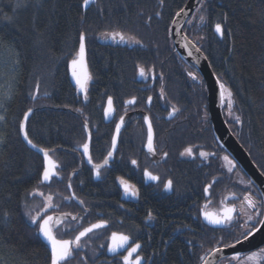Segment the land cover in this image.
<instances>
[{"label":"trees","instance_id":"obj_1","mask_svg":"<svg viewBox=\"0 0 264 264\" xmlns=\"http://www.w3.org/2000/svg\"><path fill=\"white\" fill-rule=\"evenodd\" d=\"M187 2L96 0L84 9L82 0H28L27 6L16 12L14 23L9 24L3 15H13L17 0H0V115L5 118L0 121V138L4 140L0 143V214L4 209L11 213L7 224L0 223V257L8 264H48V246L25 213L32 214L42 201L41 196L29 193L48 192L54 184L61 189L52 190L54 195L72 191L92 210L91 215L83 217L74 201H55L60 211L78 218L74 220L77 230L105 218L110 223L107 236L113 230V219L119 231L146 237L135 231L142 229L137 220L141 216L146 219V209L150 208L155 218L151 220L149 252L145 253L147 264H202L200 258L209 250L234 243L242 232V221L231 228L214 229L200 217L204 202L209 198L217 202L226 191H250L257 197L260 193L253 183L249 188L239 186L224 171L221 156L228 153L210 121L205 81L175 48L172 23ZM200 15L206 17L205 22L199 21ZM189 21L186 34L197 42L220 82L231 90L233 111L242 121L238 124L233 120L235 134L264 173V0H204V6ZM216 23L225 29L223 38L215 32ZM81 31L87 34V99L70 71V61L77 58ZM114 31L134 36L143 46L121 43L119 37L105 38V33ZM139 67L145 69L146 76L152 75L147 78L152 87L146 86L145 77L139 80ZM189 72L197 79L193 80ZM161 88L168 107L163 104ZM108 96L113 97L117 111L111 123L104 117ZM133 97L135 104H125ZM171 107L178 112L169 120ZM29 108L33 109L27 123L30 137L40 147L54 149L50 155L61 167V177L53 179L51 185L38 182L43 155L29 148L19 131ZM145 114L153 124L156 150L168 153L163 166L154 168L162 173L164 182H174L165 201L147 191L143 170L138 168H147ZM121 116L124 124L115 162L96 179L82 156L81 145L87 141L84 122L92 131V157L100 163L107 156ZM186 147L215 155L186 159L180 156ZM132 160L140 165H132ZM237 170L249 180L240 166ZM118 177L144 186L141 200L145 205L133 208V219L119 205L123 200ZM214 180L207 198L203 189ZM104 231H99L102 240ZM71 236L74 232H69ZM94 243L91 240L86 249L76 250L71 263L121 264L118 260L109 263L105 255L97 257V244L102 242Z\"/></svg>","mask_w":264,"mask_h":264},{"label":"snow or ice","instance_id":"obj_2","mask_svg":"<svg viewBox=\"0 0 264 264\" xmlns=\"http://www.w3.org/2000/svg\"><path fill=\"white\" fill-rule=\"evenodd\" d=\"M96 0H82V7L84 9H87L90 4L95 3ZM28 3V0H17V3L15 4V7L13 9V15H3V20L7 21L9 24L14 23L15 21V14L16 12L22 8L26 7ZM160 3L163 4V0H160ZM198 3L200 4V7L196 8V11L199 12L201 8L204 6V0H198ZM102 11V10H101ZM188 15V12L181 8L177 13L176 16L180 15ZM157 16L160 15V13H156ZM84 17L81 16V19ZM226 18V15H225ZM150 19V18H149ZM206 17L204 15L199 16L200 22H205ZM175 23V21H173ZM191 23V21H189ZM7 26V25H5ZM215 32L219 34L222 38L225 35V29L222 26L221 23L215 24ZM178 34V33H177ZM105 38L110 37L113 40H116L117 37H119V41L121 43H129V44H137L142 45V41L139 39H136L134 36H127L120 32H111V33H105ZM203 37H201L202 39ZM186 39V37H185ZM86 42H87V34L85 31H81L79 33L78 38V50L76 51V57L70 61V67L72 68V75L81 91L85 93V99H87V90L85 88V83L87 79L90 77L87 76L86 73L83 75L81 73H78L77 68L83 69L85 67V53H86ZM189 45L185 44L184 47L187 48ZM192 47H195V45H192ZM196 51H200L199 48H196ZM18 55V54H17ZM188 55H192V52L189 51ZM206 59V57H205ZM15 64H19V59L15 61ZM138 73L141 77H145V69L143 67H139ZM189 75L192 77L193 80L197 79V76L193 73L189 72ZM160 79L163 80V74H160ZM37 90L39 89V82H37L36 85ZM221 88V98L224 97V91L225 86L223 84H220ZM164 90L161 88V98H163ZM32 95V98L35 99V95L30 93ZM232 93L228 91V96L231 97ZM10 98V97H9ZM152 101V97H148V103L150 104ZM136 103V98L133 97L130 100L125 101V104L132 105ZM2 106V105H0ZM228 107L231 109L232 107V101H228ZM114 107V101L112 96H108L107 99V106L104 109V116L105 118H109L113 115L115 112ZM77 111H81L80 109H77ZM33 109L29 108L23 115V120L20 122L19 125V131L23 135V139L27 142V144L33 148L36 149L38 152L42 153L43 155V165H42V171L40 172V179L39 183H46L50 182L53 177L57 176L58 173L55 171V169L58 167V165L52 160L49 153L51 151H54V149H48V148H42L37 143H34L33 139L30 137L29 132L27 130V122L29 120L30 115L32 114ZM178 112V109L175 107L172 108V111L169 113V117L171 118ZM231 115V113H229ZM5 118L4 116L0 115V121H3ZM236 123L240 124L242 123L241 118L239 116L234 117ZM145 123L148 124V134H147V150L149 153L155 155L156 148L153 144V128H152V122L148 116L144 117ZM124 124V117L121 116L119 123L115 125V133L112 136L111 139V147L109 151L107 152V156L103 160V164H94L93 163V157L90 152V142H91V133H88V140L84 142L81 147L83 149L82 155L87 158L88 164L92 165V171L95 173V176L97 178H100L101 171L100 169L110 163V161L114 157V153L117 149V143L120 136L121 128ZM84 128L86 131H88V122H84ZM0 143H4L3 138H0ZM215 153L211 152H204L201 151L199 153V156L202 158H207L209 156H214ZM163 156L166 158L168 156L167 152L163 153ZM180 156H193V150L191 147H186L181 153ZM223 160L228 162V172H232L235 168V163L228 157L224 156ZM131 163L133 165H137L136 160H132ZM7 166V165H5ZM264 175V173H261ZM144 177L147 180L150 181H159L160 177L158 175H154L151 172H149L147 169L144 170L143 173ZM121 187L124 190V194L126 196H132L137 197L139 196L138 189H136V186L133 184H130L128 180L124 179L123 177L117 178ZM216 181L214 180L212 183L207 184L203 192L204 194L210 195V189H212L213 184ZM243 183V181H241ZM252 185V181H248L246 188L250 187ZM174 182L172 179H168L163 184V188L166 191H171L173 189ZM69 188L72 187V185L69 183ZM37 193L31 192L29 195H36ZM39 195L43 196V193H38ZM233 198L235 197V194H233ZM65 199H75V194L71 197H65ZM80 204H83L84 201H79ZM223 203V202H222ZM46 207L44 208V214L41 215L39 212L36 215H32L31 212H26L25 215L28 216L30 222L32 225L37 226L36 232L37 234L43 238V240L46 242L48 249H49V259L48 264H66V262L74 257V254L76 250L82 249L85 244H83L82 238L88 237L90 233H94L97 230L104 229L108 227V221L106 220H99L96 223H92L88 227H84L82 231H79L77 235L73 239H61L57 238V234L54 231V228L62 225L64 223V219L67 218L70 213H64L63 217L61 216H54V215H48L47 210L50 208L58 207L57 205H54L52 203V196H48L45 199ZM242 205H246L245 208V214H247V220L244 222V224H241L240 227L244 230L239 233V235L235 239V244H226L225 247H235L237 244H242L244 241H248L250 237L254 238L256 234H259L262 231V228H264V192H261L259 197H256L253 192L246 191L243 199L241 201ZM207 208V205L204 206V208L201 209L200 214L203 216L204 220L207 221L208 224L213 226H226L231 228L234 224L238 223L239 220V213H237L236 206L233 205H227L225 204L220 211L218 212H208L205 209ZM250 210V212L248 211ZM2 219H0V223L7 224L9 217L11 215L10 211L7 209H4L2 214ZM155 217L152 215L151 211L147 214V219L151 220ZM78 218L76 216H72V220H77ZM248 222H252L250 227H245V225L248 224ZM242 237L243 239H241ZM222 239V238H221ZM219 242V241H218ZM100 248H105L104 244L100 245ZM142 248L143 245L133 240L132 237L129 235H125L124 233L120 232H112L111 236L109 237V243L106 245V250L108 253L113 254V256L119 255V259L121 261V264H143L144 257L142 256ZM223 251L222 248H215L214 250L210 251V255L215 259L217 254L221 253ZM202 264H212L211 260L206 259L205 257H201ZM232 259L234 260H243L246 259L247 261H256L257 264H259L260 261H264V247H260L258 251H252L249 255L246 257H242L240 253H236ZM0 264H8L6 260H4L3 257H0ZM86 264V262H85Z\"/></svg>","mask_w":264,"mask_h":264},{"label":"water","instance_id":"obj_3","mask_svg":"<svg viewBox=\"0 0 264 264\" xmlns=\"http://www.w3.org/2000/svg\"><path fill=\"white\" fill-rule=\"evenodd\" d=\"M198 0H188L186 5L183 7L187 12L188 15H180V16H175L174 20L175 23H172V37H173V42L175 45V48L179 55L185 59L186 61L190 62L193 64L201 73L206 87L208 91V111H209V116H210V121L214 130V133L218 139V141L221 143V145L225 148L227 153L236 161V163L241 167V169L244 171L246 176L252 181V183L255 185V187L258 189L259 193L264 192V175L257 164L253 161L251 155L249 152L246 150V148L243 146V144L240 142L236 134L231 130L230 125L228 124L225 114H224V109H223V99L221 98V88L220 80L216 76L206 54L203 52V50L200 48L198 44H196L190 37L185 32V26L187 22L191 19V17L194 15L196 12V8L199 7ZM178 33V34H177ZM186 37V39H185ZM185 44H188L189 46L187 48L184 47ZM192 45H195V47H192ZM196 48H199L200 51H196ZM191 51L192 55H188V52ZM206 57V59H205ZM70 71L72 73V68L70 67ZM78 73H81L82 75L84 73L87 74V76H90L89 73V65H88V53H87V45H86V53H85V67L83 69H80L79 67L77 68ZM73 77V75H72ZM142 77L139 75V80H141ZM74 83H76L74 77H73ZM88 80L85 83V88L87 86ZM77 84V83H76ZM151 85L150 87H152ZM38 93V90L36 92V95ZM152 102V101H151ZM151 103L149 104L150 107ZM107 106V103H106ZM105 106V108H106ZM115 107V106H114ZM116 109V108H115ZM117 111L113 113L112 116L109 118H105L106 123H111L116 116ZM31 116V115H30ZM145 116H148L150 118L149 114H145ZM105 117V116H104ZM30 118V117H29ZM174 116L171 118L168 116V119L171 120L173 119ZM151 120V118H150ZM28 123V122H27ZM119 123V122H118ZM147 124V123H146ZM123 128V126H122ZM122 128L120 131V135L122 132ZM148 128V124H147ZM153 128V125H152ZM90 132V128L88 125V131H87V140H88V133ZM91 133V132H90ZM22 139L23 135L21 133ZM154 128H153V144L154 142ZM24 140V139H23ZM119 141H120V136L118 139L117 143V149L119 146ZM26 145L31 148L27 142L24 140ZM91 143H92V136H91V142H90V148H91ZM33 149V148H31ZM34 151L38 152L36 149H33ZM83 151V149H81ZM114 153V156L116 154ZM40 153V152H39ZM42 154V153H40ZM50 155V153H49ZM51 156V155H50ZM52 158V157H51ZM114 158V157H113ZM54 161V159H52ZM87 160V158H86ZM113 160V159H112ZM111 160V161H112ZM110 161V162H111ZM55 162V161H54ZM103 164V162H102ZM56 171V169H55ZM51 182V181H50ZM46 182V183H50ZM208 197L210 195H207ZM208 212H215V211H208ZM202 222L209 226L210 228H216V229H225L227 228L226 226H213L207 223V221L204 220L203 216L201 215ZM43 240V238L41 237ZM243 239V238H242ZM43 242L46 244V242L43 240ZM235 244V243H232ZM47 245V244H46ZM264 245V228H262V231L259 234H256L254 238L250 237L248 241H244L242 244H237L235 247H219L222 248L223 251L213 259V257L208 254L206 259L211 260L212 264H219L222 260L234 256L237 252L242 254V253H248L251 251H254ZM110 256L113 254L108 253ZM145 262L143 261V264Z\"/></svg>","mask_w":264,"mask_h":264},{"label":"flooded vegetation","instance_id":"obj_4","mask_svg":"<svg viewBox=\"0 0 264 264\" xmlns=\"http://www.w3.org/2000/svg\"><path fill=\"white\" fill-rule=\"evenodd\" d=\"M148 76V77H147ZM147 76H145V78H146V86H150V84H149V80L147 79V78H152L151 76V74L149 75H147ZM153 78H154V75H153ZM153 85V84H152ZM147 145V144H146ZM146 150H147V147H146ZM82 151V150H81ZM148 151V150H147ZM83 152V151H82ZM90 152H91V149H90ZM92 155V154H91ZM116 155V154H115ZM83 156V155H82ZM147 156H148V160H150V161H146V164H144V166L146 165V167L147 168H144L143 169V165H140V164H138L137 163V166L138 165H140L138 168H139V170L141 169V170H143V173H144V170L145 169H147L149 172H151L152 174H154V175H158L159 177H160V180L159 181H150V180H147L145 177H144V175L142 174V177H143V180H144V182H145V186L147 187V191H149L151 194H155V195H157V196H159L163 201H165L164 199H165V197L166 196H168L169 195V191H166V190H164V188H163V183H164V177L161 175L162 173L161 172H159L158 173V171H156L155 169H156V167H158L159 165H161V166H163V164L166 162V158L163 156V153H160V152H158L157 150H156V153H155V155H153V154H151V153H149V152H147ZM83 158H84V163L87 165V167H90V168H92V165H90V164H88V162H87V160H86V157H84L83 156ZM114 159H115V156H114V158H113V160L108 164V165H106V166H104V167H102L101 169H100V171H101V176H100V178L102 177V175H104L105 174V172L107 171V169H108V167H109V165L110 164H113L115 161H114ZM190 159V158H189ZM192 159V158H191ZM55 161V160H54ZM57 161H55V163H56ZM103 162V161H102ZM102 162H100V163H98L97 161H95L94 159H93V163L94 164H102ZM57 165H58V167L56 168V172L58 173V175L57 176H55V177H53L54 179H57V178H60L61 176H60V172H59V169L61 168L60 167V164L57 162L56 163ZM133 165V164H132ZM152 165V166H151ZM156 166V167H155ZM155 168V169H154ZM95 176V175H94ZM245 176V175H244ZM95 178L97 179V177L95 176ZM99 179V178H98ZM124 179H126V180H128V182L130 183V184H133V185H135L136 186V189H138V192H139V196H138V198L137 197H132V196H126L125 194H124V190H123V188L121 187V185H120V183H119V185H120V187H121V195H122V200L123 201H121V203L119 204V205H121L120 207L123 209V210H125L126 209V212H128V215L133 219V217H132V215L134 214V213H132L133 211V208H139V207H141L142 205H145V203L143 204L142 203V200H141V198H142V189H143V187L144 186H142L141 185V183H140V185H139V183L137 182V181H135V180H129V179H127V178H124ZM248 181H250V180H248ZM71 194L73 195V193H72V191H71ZM172 194V192H170V195ZM233 194H235V197L236 198H233ZM243 196H244V194L243 193H235L234 191L232 192V191H226L225 193H223L222 195H221V197H220V199L216 202V201H214L213 199H211V198H209V197H207V198H209L206 202H204V205H203V207L202 208H204V206L205 205H207V208L205 209L206 211H216V212H218V210L220 211L221 210V208L225 205V204H227V205H235L236 206V209H237V213H239L240 215H239V220H238V223H240L241 221H242V217H243V212H242V210H243V207H246V205H242L241 204V201H242V199H243ZM257 197V196H256ZM258 197H259V195H258ZM79 201H83L81 198H78V197H76L75 196V199H74V202L75 203H77L78 204V209H80V213L82 212L83 213V217H85V216H89V215H91V213H92V210L91 209H88L87 208V206H85V203H83V204H80L79 203ZM224 201V202H223ZM70 203L72 202L71 200L69 201ZM223 202V203H222ZM58 207H55V208H50V209H48L47 210V214L48 215H54V216H61V217H63V214L64 213H69V212H62V211H60V209H59V205L58 204H56ZM99 205V204H98ZM115 204L112 206L114 209H116L115 208ZM220 206V207H219ZM149 211H151V209L149 208V209H146V214H148V212ZM38 212H36L35 213V215L37 214ZM41 215H43L44 214V211H42V212H39ZM71 214V213H70ZM99 215H100V217L102 218V216H103V213L101 212V210H100V212H99ZM93 216V215H92ZM200 217H201V214H200ZM95 219H97V218H95ZM102 220H106L105 218L104 219H102ZM130 222H131V220H130V218L128 219ZM137 220V219H136ZM152 220V219H151ZM151 220H149V219H144L142 216H141V220L139 219V220H137V223H139V224H141V226H142V229L140 230H138V228H137V231H135V232H137V233H142L144 236H146V237H142V238H139V237H133L132 235H130L129 233H126V232H121V231H119V228L114 224V221H113V219H111V222H112V224H113V230L110 232V234L107 236V234H106V229H108L109 228V226H110V223L108 222V227H106V228H104V229H100V230H97V231H95L94 233H90L89 234V236L88 237H85V238H82V241L85 243V248L84 249H86V244H88V242L89 241H91L92 240V242H95L93 245L94 246H96V243L97 242H102V244H104L105 245V248H100V244L98 245L97 244V246H99V248L96 250L95 248H92L91 250L92 251H94L93 249H95L96 251V253L97 254H99L97 257H103L104 255L109 259V263H111V262H114L115 260L117 261H120V259H119V255H117V256H110L109 254H108V252H107V250H106V245L109 243V237L111 236V233L112 232H120V233H124L125 235H129L130 237H132V239L133 240H136V241H138V242H140L142 245H143V248H142V256L144 257V264H147L148 262H147V259H146V256H145V253L146 254H148V252H149V245H148V242L150 241L149 240V238L151 237V236H153V229H151L152 228V225L154 224H152V221ZM202 220V219H201ZM107 221V220H106ZM133 221V220H132ZM96 222H98L97 220H95L94 222H89V223H87L86 225H81V226H78V230H77V227L75 226V222H74V220H72V214L71 215H69L67 218H65L64 219V223L62 224V225H60V226H58V227H56V228H54V231L56 232V234H58L60 237H61V239H73L74 237H75V235H77L78 233H79V231H82L83 230V228L84 227H88V226H90L92 223H96ZM121 223V222H120ZM73 226H75V227H73ZM207 226V225H206ZM207 227H209V226H207ZM210 228V227H209ZM228 228V227H227ZM215 229V228H214ZM101 230H105L104 231V233H103V235L105 236V237H103V240H102V237L100 236V234H99V231H101ZM241 230V229H240ZM69 232H74V236H71V237H69ZM67 233V234H66ZM61 234V235H60ZM57 238H59L58 236H57ZM241 239H242V237H240ZM233 242H230V243H228V244H232ZM92 245V246H93ZM226 245V244H225ZM224 245V246H225ZM262 247H264V245L262 246ZM259 249V248H258ZM258 249H256V250H254V251H258ZM81 250H83V249H81ZM211 250H213V249H211ZM211 250H209L207 253H206V255H205V257L210 253V251ZM252 252V251H251ZM251 252H248V253H242L241 254V256L242 257H246L247 255H249ZM232 257L233 256H231V257H228V258H226V259H224V260H222L219 264H240L242 261H243V263L246 261V259H243V260H234V259H232ZM108 259H105V260H103L104 262H106V263H108ZM68 262V264L71 262V258L67 261ZM66 262V263H67ZM224 262V263H223ZM248 264V263H247ZM250 264H257V262L256 261H252ZM259 264H264V261H260L259 262Z\"/></svg>","mask_w":264,"mask_h":264},{"label":"rangeland","instance_id":"obj_5","mask_svg":"<svg viewBox=\"0 0 264 264\" xmlns=\"http://www.w3.org/2000/svg\"><path fill=\"white\" fill-rule=\"evenodd\" d=\"M196 40H198L197 38H196ZM194 41V40H193ZM195 42V41H194ZM196 44H197V42H195ZM87 45V44H86ZM225 86V91H224V99H223V104H224V106H223V109H224V114H225V117H226V120L229 122L228 124L230 125V128H231V130L235 133V129H236V126L234 125V123H232L233 122V120H235L234 119V117L235 116H237V114L235 113V111H233V98H232V95H231V97H229L228 96V91H230L231 92V90H230V88L228 87V86H226V85H224ZM163 100V104L165 105V106H169V103L167 102V99H166V97L164 96L163 98H162ZM229 100H231L232 101V107H231V109H229V107H228V101ZM172 108L173 107H171V111H172ZM229 113H231V115L229 114ZM117 114V113H116ZM174 118H175V115H174ZM89 125V124H88ZM153 125V124H152ZM90 128V127H89ZM90 132H91V136H92V131H91V129H90ZM91 149V148H90ZM192 150H193V156H191V157H189V156H183V158H186V159H195V158H198V157H200L199 156V153L201 152V151H203V150H198L197 152H196V150L194 149V148H192ZM204 152H206V151H204ZM53 154H51V157H52V159H54L55 160V158L52 156ZM224 156H228L234 163H235V168H234V170L232 171V172H228V167H229V165H228V162L227 161H225V160H223V157ZM210 157V156H209ZM209 157H207V158H209ZM201 158V157H200ZM206 158V159H207ZM203 159H205V158H203ZM221 159H222V162H223V168H224V171L225 172H227L229 175H230V177L234 180V182L236 183V184H238L239 186L240 185H242L244 188H246V185H247V183H248V179H246L245 177H244V175L241 173V172H239L238 170H237V165H236V161L229 155V154H223L222 156H221ZM56 161V160H55ZM54 179V178H53ZM53 179L51 180V182L50 183H52L53 182ZM241 181H243V183H241ZM50 183H44V184H50ZM51 185V184H50ZM55 185V184H54ZM52 186L53 188L51 189V190H49L48 192H46L45 190H43V191H40V190H36L35 191V193H37L36 195H38V198L41 196V195H39L38 193H43V196H41V198H39V200L41 199L42 201H39V203H37V205H38V207L36 208L35 207V210H33V212H32V215H35L34 214V212L36 211V212H42L43 210H44V208L46 207V204H45V199H46V197H48V196H52V203L54 204V205H56L57 203L55 202V201H58V198H63V199H65V197H71V196H73L71 193L69 194V195H67V192H65V191H63V192H61V194L59 193V192H57L55 195L53 194V192H51L52 190H61L60 189V187L56 184L55 186ZM47 186H49V185H47ZM250 187H252V186H250ZM249 188V187H248ZM73 194H74V192H72ZM35 195V196H36ZM76 197H78L77 195H75ZM37 197V196H36ZM66 200H71V201H74V199H66ZM224 202V201H223ZM41 203V204H40ZM220 207V206H219ZM245 208L246 207H243V210H242V212H243V217H242V224H244V222L247 220V214H245ZM219 211V210H218ZM249 212H250V210H248ZM35 212V213H36ZM251 223L252 222H248V224L247 225H245V227H250V225H251ZM74 227V226H73ZM244 229L243 228H241V231H243ZM61 235V234H60ZM57 236L59 237V238H61L58 234H57ZM83 244H85L83 241H81ZM85 248V246L82 248V249H84ZM81 250V249H80ZM252 261H245L244 263H243V261L240 263V264H250ZM224 263V262H223ZM69 264H73V262L71 263H69Z\"/></svg>","mask_w":264,"mask_h":264}]
</instances>
